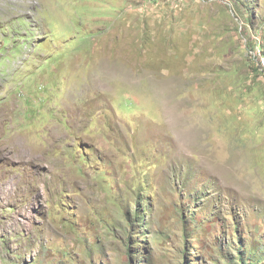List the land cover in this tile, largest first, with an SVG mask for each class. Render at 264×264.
Listing matches in <instances>:
<instances>
[{
    "label": "rangeland",
    "instance_id": "obj_1",
    "mask_svg": "<svg viewBox=\"0 0 264 264\" xmlns=\"http://www.w3.org/2000/svg\"><path fill=\"white\" fill-rule=\"evenodd\" d=\"M240 262L264 0H0V264Z\"/></svg>",
    "mask_w": 264,
    "mask_h": 264
},
{
    "label": "trees",
    "instance_id": "obj_2",
    "mask_svg": "<svg viewBox=\"0 0 264 264\" xmlns=\"http://www.w3.org/2000/svg\"><path fill=\"white\" fill-rule=\"evenodd\" d=\"M239 264H244V262H240Z\"/></svg>",
    "mask_w": 264,
    "mask_h": 264
},
{
    "label": "bare ground",
    "instance_id": "obj_3",
    "mask_svg": "<svg viewBox=\"0 0 264 264\" xmlns=\"http://www.w3.org/2000/svg\"><path fill=\"white\" fill-rule=\"evenodd\" d=\"M24 148V147H23ZM15 152V151H14ZM29 154H31V153H29Z\"/></svg>",
    "mask_w": 264,
    "mask_h": 264
}]
</instances>
